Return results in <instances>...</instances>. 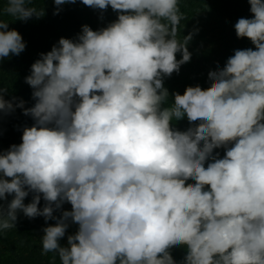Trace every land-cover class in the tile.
<instances>
[{
  "label": "clouds",
  "instance_id": "clouds-1",
  "mask_svg": "<svg viewBox=\"0 0 264 264\" xmlns=\"http://www.w3.org/2000/svg\"><path fill=\"white\" fill-rule=\"evenodd\" d=\"M76 2L54 0V14ZM81 2L118 18L40 54L25 78L34 106L0 86V114L21 108L35 122L0 151V234L22 211L56 220L41 243L60 264H178L179 247V264H264V0H248L252 18L234 25L255 50H235L209 72L210 87L188 86L171 103L164 78L191 59L193 34L177 39L180 0ZM6 3L0 63L26 49L2 17L45 15L33 0ZM185 117L191 127H173ZM65 203L71 211L54 216ZM69 221L78 230L61 246Z\"/></svg>",
  "mask_w": 264,
  "mask_h": 264
},
{
  "label": "trees",
  "instance_id": "trees-1",
  "mask_svg": "<svg viewBox=\"0 0 264 264\" xmlns=\"http://www.w3.org/2000/svg\"><path fill=\"white\" fill-rule=\"evenodd\" d=\"M28 6L38 10L44 8L45 15L41 18L34 16L27 21L15 20L7 14L2 17L9 22L10 30L21 33L26 49L20 55H10L0 63V86L7 89L6 100L15 97L18 103L22 99L26 102L25 107L30 108L34 106L33 89L25 82V75L31 73V66L41 58L40 54L51 51L62 37L75 40L83 25H89L93 30L107 27L118 18V13L110 6L103 12L93 9L81 0L60 6L58 14H54L57 8L54 0H33ZM6 7V0H0V9ZM250 7L248 0H180L185 19L180 22L177 39L183 42L185 36L193 34L187 45L191 59L181 66L179 73L174 72L171 77L164 78V86L170 93L169 103L174 101L173 93L183 94L188 86L210 87L209 72L217 70L218 66L222 68L235 50L250 47L255 50L249 39L237 37L234 27L239 18H252ZM177 59H182V54L178 53ZM4 114L7 123L0 125V151L22 143L23 129L35 123L31 116L24 115L21 108ZM191 126L186 117L173 123V127L181 131ZM215 152L221 157L225 155L223 148L215 149ZM33 196L34 193H30L25 204L32 202ZM12 198L8 196L7 201L2 203L6 206ZM44 204L42 198L39 207L42 209ZM64 210L71 211V204L65 203L62 209L54 212V216L60 217ZM55 223V219L46 221L43 216L30 219L22 211L18 212L16 228L0 234V264H60L59 257L54 253H43L41 243L43 229ZM69 224L65 237L60 240L61 246H67L68 235L78 230V225L71 221ZM171 251L178 264L186 255L183 247Z\"/></svg>",
  "mask_w": 264,
  "mask_h": 264
},
{
  "label": "rangeland",
  "instance_id": "rangeland-1",
  "mask_svg": "<svg viewBox=\"0 0 264 264\" xmlns=\"http://www.w3.org/2000/svg\"><path fill=\"white\" fill-rule=\"evenodd\" d=\"M28 75H30V73L28 74V72H27V74L25 76L27 77ZM34 103H35V101H34ZM4 115H5L4 113L0 114V125H5L7 123V120L4 118ZM16 137H20V136L17 135Z\"/></svg>",
  "mask_w": 264,
  "mask_h": 264
}]
</instances>
